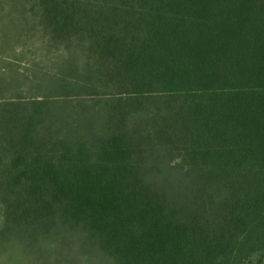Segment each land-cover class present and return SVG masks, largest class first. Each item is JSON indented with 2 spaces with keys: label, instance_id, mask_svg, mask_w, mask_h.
I'll list each match as a JSON object with an SVG mask.
<instances>
[{
  "label": "trees",
  "instance_id": "trees-1",
  "mask_svg": "<svg viewBox=\"0 0 264 264\" xmlns=\"http://www.w3.org/2000/svg\"><path fill=\"white\" fill-rule=\"evenodd\" d=\"M0 205V264H264V0H0Z\"/></svg>",
  "mask_w": 264,
  "mask_h": 264
},
{
  "label": "rangeland",
  "instance_id": "rangeland-1",
  "mask_svg": "<svg viewBox=\"0 0 264 264\" xmlns=\"http://www.w3.org/2000/svg\"><path fill=\"white\" fill-rule=\"evenodd\" d=\"M31 55H36V54H31ZM30 56V55H29ZM37 57H39V55L37 54ZM18 64H19V68H21V69H27L26 67L28 66V63H27V61L25 60V59H23V60H21V61H19L18 62ZM84 72V71H83ZM80 73H82V72H80ZM1 223H2V208H1V205H0V225H1Z\"/></svg>",
  "mask_w": 264,
  "mask_h": 264
}]
</instances>
